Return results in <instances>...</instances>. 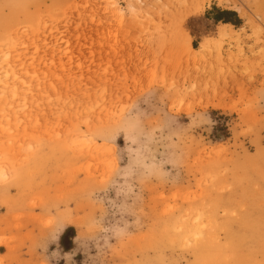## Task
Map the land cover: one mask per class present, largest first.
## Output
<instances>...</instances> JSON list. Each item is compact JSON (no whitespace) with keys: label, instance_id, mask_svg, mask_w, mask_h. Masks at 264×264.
I'll return each mask as SVG.
<instances>
[{"label":"rangeland","instance_id":"1","mask_svg":"<svg viewBox=\"0 0 264 264\" xmlns=\"http://www.w3.org/2000/svg\"><path fill=\"white\" fill-rule=\"evenodd\" d=\"M114 1L0 0V264H264V0Z\"/></svg>","mask_w":264,"mask_h":264},{"label":"crops","instance_id":"2","mask_svg":"<svg viewBox=\"0 0 264 264\" xmlns=\"http://www.w3.org/2000/svg\"><path fill=\"white\" fill-rule=\"evenodd\" d=\"M209 10L212 11L209 12ZM205 11L210 15L209 20L217 22V24H230L231 26L238 24V20L234 18L229 9L220 8L214 1L206 7Z\"/></svg>","mask_w":264,"mask_h":264},{"label":"bare ground","instance_id":"3","mask_svg":"<svg viewBox=\"0 0 264 264\" xmlns=\"http://www.w3.org/2000/svg\"><path fill=\"white\" fill-rule=\"evenodd\" d=\"M103 2L105 3V5L107 7H111V8L113 7L114 8L113 10H116V12H118V11L120 12L121 11V10H119V8L117 6V3L114 0H103ZM0 65H1V62H0ZM4 71L5 72H4L3 76H4V79H5V78H7L9 76V72H8L9 69H7V67H5Z\"/></svg>","mask_w":264,"mask_h":264}]
</instances>
